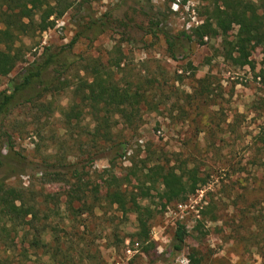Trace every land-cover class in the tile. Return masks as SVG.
<instances>
[{"label":"rangeland","instance_id":"1","mask_svg":"<svg viewBox=\"0 0 264 264\" xmlns=\"http://www.w3.org/2000/svg\"><path fill=\"white\" fill-rule=\"evenodd\" d=\"M209 6V0H73L62 16L51 17L53 26L21 37L22 63L0 77V92L10 89L24 68L47 50H64L80 33L67 73L56 80L54 68L47 72L56 82L44 97L29 112L25 106L16 110L0 128V152L8 156L9 170L20 171L11 155H21L25 163L26 174L11 182L29 185L27 174L35 175L45 158L50 165L59 157L76 164L79 181L73 169H62L60 179L49 173L36 183L37 190L59 197L47 204L54 211L48 212L45 239L52 242L57 235L63 250L73 249L74 264H264V148L255 141L264 125L263 48L251 52L252 69L236 67L225 57L221 37L203 38L202 44L198 30ZM157 23L175 43V59ZM237 31L235 26L230 40ZM90 60L103 66L112 85L131 81L143 90L153 88V103L145 108L140 127L117 126L115 144L102 145L98 159L100 145L89 134L94 123L87 110L80 119L67 122L63 116L71 105V87ZM37 103H51V110L43 112ZM118 144L123 156L109 161ZM160 167H174L177 173L194 169L206 184L164 207ZM76 184L84 194L76 192ZM109 186L150 188V198L139 200L153 210L149 242L136 237L135 213L123 216L109 205ZM211 203L215 208L207 209ZM178 225L186 227L188 237L184 250L172 256L168 251ZM78 231L85 232L83 238ZM32 259L29 264H52L47 256L43 262L34 254Z\"/></svg>","mask_w":264,"mask_h":264},{"label":"trees","instance_id":"2","mask_svg":"<svg viewBox=\"0 0 264 264\" xmlns=\"http://www.w3.org/2000/svg\"><path fill=\"white\" fill-rule=\"evenodd\" d=\"M209 1L207 16L198 30L201 32L202 44H205L203 38L221 37L224 55L228 60L233 61L234 66H249L254 69L255 64L250 60L253 49L257 46L262 47L264 56V0ZM72 6L73 0H0V77L10 76L22 63L25 52L24 48L18 45L21 37L35 34L40 27L53 26L51 17L62 16ZM160 25L157 23L156 27L166 36L170 56L175 59L177 50L175 43L171 41L169 33H164ZM235 26L238 27L237 34L233 40H230V33ZM92 28L93 26H88V30ZM100 32H103L102 27ZM78 35L62 51L50 53L47 50L40 60L24 68L10 81V89L0 92V128L22 106H25L24 110L29 112L34 106V101L38 102L42 99L53 82H56L52 79L55 77L54 79L60 80L67 73L71 67L72 48L79 40ZM91 62L92 60L84 65L85 75L78 76L76 84L71 87V105L63 111V116L68 122L72 118L80 119L87 110L94 123L93 130L89 134L92 140L100 145V151L96 154L99 155L98 159L101 158L100 153L104 151L102 145L115 144L114 130L117 126L123 125L132 130L140 127L145 108L153 103V88L143 90L140 82L131 81L123 85H112L108 82L103 66ZM120 66L121 61L117 62V67ZM52 68L56 76L54 74L53 77L52 74L49 82L46 73ZM49 106L51 103H37V108L43 112H49L48 110H51ZM255 141L264 148V125L260 128ZM121 145H115L113 158L109 161L123 156L120 153L123 150ZM10 157L11 162L20 166V171H10L8 156L0 152L2 173L0 176V264L16 258V264H29L33 261V254L40 256L39 262H43V258L47 256L52 264H74L73 249L63 250L57 235L53 237L52 242L45 239L50 224L48 212L54 211V209L49 210L47 204L54 202L53 200L58 196L44 193L41 189L37 190L36 183H42L48 178L49 173L56 181V178L60 179L63 176L62 169L69 172L76 164L68 161V157H59L50 165L45 158L36 168L35 175L27 174L30 181L29 185H25L22 181H10L13 176L26 174L23 170L25 163L22 156L17 154L15 157L12 155ZM183 172L186 173H177L174 167L159 168L157 175L163 187L161 197L166 200L164 207L172 202L187 199L189 192H194L199 186L206 184L205 180L197 179L198 175L194 169ZM39 174L42 177L37 179ZM79 176L78 169H73V179L79 181ZM81 189H83L82 185H77L76 192L84 194ZM139 190L141 192L129 191L121 186H109L106 189L105 199L110 206H117V210L123 216L129 213L137 215L136 237L142 243H147L150 241V220L153 218V210L151 207H143L139 200L150 198V188ZM215 206L211 203L206 208L212 210ZM212 216L211 221H215L216 216ZM78 233L82 238L85 235V232L78 231ZM187 237L186 227L178 225L168 252L172 256L179 255L184 250ZM39 250L42 251L40 255L33 253Z\"/></svg>","mask_w":264,"mask_h":264},{"label":"built area","instance_id":"3","mask_svg":"<svg viewBox=\"0 0 264 264\" xmlns=\"http://www.w3.org/2000/svg\"><path fill=\"white\" fill-rule=\"evenodd\" d=\"M60 23V22H59ZM62 25H64L63 23L62 24H59V26L58 27H60V26H62ZM128 252H131L130 250L128 251Z\"/></svg>","mask_w":264,"mask_h":264}]
</instances>
